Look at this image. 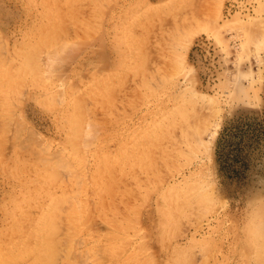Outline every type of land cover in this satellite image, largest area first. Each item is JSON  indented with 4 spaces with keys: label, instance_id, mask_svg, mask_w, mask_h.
I'll use <instances>...</instances> for the list:
<instances>
[{
    "label": "rangeland",
    "instance_id": "374dc122",
    "mask_svg": "<svg viewBox=\"0 0 264 264\" xmlns=\"http://www.w3.org/2000/svg\"><path fill=\"white\" fill-rule=\"evenodd\" d=\"M56 2L62 10L58 22L64 23L63 29L49 33L37 29L41 23L36 22L44 16L41 6L32 7L27 0H0V45L6 50L0 46V71L5 72L4 76L0 74V80L15 83L9 88L12 90L7 101L14 100L16 106L4 115L0 111V264L34 262L33 256L29 255L32 259L29 261L17 250L8 259L6 252L7 245L16 247L17 239L24 237L14 230L17 227L26 230V222L16 221L31 185L23 166L49 168L51 165L46 163H50L55 165L51 166L55 174L60 175L57 178L61 177L54 188L58 193L55 196L46 194L40 200L41 190L28 195L34 203L32 213H42L51 202L55 210L56 204V208L61 204L59 193L66 189L64 185H73L66 170L69 166L63 165L67 156L80 162L88 177L99 173L98 182L103 183L101 186L97 182L101 189H90L87 193L82 184L83 191L76 190L77 187L69 189L78 191L80 199L87 197L83 201H89L94 218L98 217L92 219L91 211L90 217L88 212L85 216L92 219L95 228L88 221L91 229L82 234L88 240L79 245L82 250L104 243L106 236L114 232L121 234L116 237L121 254H117L115 264H136L145 258L142 264H264V0ZM34 31L38 35H31ZM26 42L34 56L27 55L24 49L20 51L25 55H18L16 47ZM60 43L62 47L57 46ZM56 47V54L61 53L63 60L67 57L63 62L57 61L59 56L53 62L51 54ZM71 48L76 55L69 52ZM11 54H16L15 60L14 57L8 60ZM26 55L34 57L33 61H22ZM4 60L7 62L3 63ZM48 60L52 62L48 64ZM27 61L38 70L41 78H35L37 81L33 79L32 67L24 66ZM8 63L15 69L11 68L12 74L6 70ZM20 65L28 71L20 72L23 79H18L23 81L18 83L15 76ZM49 65H53L54 73L49 72L54 70ZM72 93H77V97ZM54 102H61L60 106L54 108ZM73 104L82 113L78 114L83 118L82 124L78 123ZM66 117L68 122L70 119L77 122V128L83 132V136L79 135L82 150H75L81 161L74 158L73 149L65 150L67 133L62 118ZM146 126L155 127L150 128L157 136L154 142L160 143L156 146L160 150L149 152L152 157L149 161L138 156L127 160L126 143L139 134L143 136ZM200 126L202 133L198 129V134L202 135L197 136ZM90 130L93 135L86 133ZM87 134L91 139L92 136L99 139L94 142L96 145L85 139ZM148 135L152 136L149 130L147 138ZM188 136L192 137L190 141ZM196 137L199 143L202 137L206 144L199 145ZM82 138L91 141L93 147L86 149L92 144L84 143ZM147 138L145 144L151 147L153 143ZM206 145L209 150L202 151L203 147L207 149ZM58 153L64 157L57 158ZM52 154L55 158L46 160ZM107 155L113 163L108 174L115 172V177L111 172L114 179L107 181L118 182L116 179L124 175L119 184L114 182V189V184H109L111 189L106 184L105 167L97 166ZM59 158L63 159L62 166L61 159L59 163L56 161ZM68 161L72 166V161ZM124 163L127 165L123 166ZM104 185L110 189L107 197L104 191L109 189ZM71 191L65 205L62 199L65 210L62 213L70 209ZM98 204L102 210H98ZM63 207H59L57 215L62 214ZM65 213L61 219L54 214L62 234L67 231ZM56 249L61 253L59 256L54 252L57 256L52 258V264H65L66 249L63 252L60 251L63 248ZM88 258L80 264H91Z\"/></svg>",
    "mask_w": 264,
    "mask_h": 264
},
{
    "label": "bare ground",
    "instance_id": "6f19581e",
    "mask_svg": "<svg viewBox=\"0 0 264 264\" xmlns=\"http://www.w3.org/2000/svg\"><path fill=\"white\" fill-rule=\"evenodd\" d=\"M28 1V3L32 6V7H35V6H41L42 8H43V11H44V16L42 17V20L40 21L39 20V22H36V23H41V25L37 28V29H43V30H46L47 32H51L52 30H54V29H57V28H61V29H63V26H61V25H63L64 23H60L61 22V20L58 22V20H59V18H60V16L62 15V10H61V8H60V6H59V3L58 2H56V1H54V2H47V0H27ZM60 19H62V17L60 18ZM63 21V20H62ZM35 22V21H34ZM31 35H33V36H36V35H38V33L36 32V31H34ZM59 35H60V33H59ZM0 46H2V48H4V45H0ZM57 46H61L62 47V44L60 43V44H58ZM1 48V47H0ZM17 49H18V51H20L21 49L23 50L24 49V51H26V52H28V54L27 55H33L34 56V52L31 50V46H30V44L28 43V42H26L24 45H22L21 47H16ZM15 48V49H16ZM7 49V48H6ZM14 49V48H13ZM12 49V50H13ZM4 50H5V48H4ZM9 49H7V51H8ZM74 49H72L71 48V50H69V52L71 53L72 51H73ZM6 51V50H5ZM14 51V50H13ZM17 51V53L16 54H18L19 52ZM52 51H56V52H54V53H52L51 54V57L53 58V62H55V58H58V56H59V59H57V61L59 60V61H61V62H63L64 60H66L67 59V57H64V60H63V57L61 58L60 56V54H56L57 53V47L55 48V49H52ZM11 52V51H10ZM9 52V53H10ZM16 52V51H15ZM15 52H13V53H15ZM64 52V53H63ZM62 53L63 54H65V51H63ZM75 52H76V50H75ZM23 53V52H22ZM21 53V51H20V53L18 54L19 56L22 54ZM70 53L68 54L67 52H66V54H68V55H70ZM74 52H72V54H73ZM1 54H3V53H1ZM16 54H11V55H9V59H8V57H5V58H7L8 60H11ZM24 54V53H23ZM63 54H62V56H63ZM75 54V53H74ZM74 54H73V56H74ZM77 54V53H76ZM75 54V55H76ZM17 55V56H18ZM25 55V54H24ZM26 55V57L27 58H29V59H27V58H24L22 61H26V60H31V61H33V59H34V57H28ZM66 56V55H65ZM72 56V55H71ZM3 57V56H2ZM61 58V59H60ZM66 58V59H65ZM55 59V60H54ZM14 60H15V57H14ZM31 61H27L26 62V65H24V66H27V68H29V69H31V67L32 66H30L29 65V62H31ZM50 60H48V64L50 63V62H52V61H50ZM56 61V62H57ZM5 62H7V60L5 61H3V63H5ZM12 62V61H11ZM10 62V63H11ZM27 63H28V65H29V67H28V65H27ZM32 63V62H31ZM9 64V63H8ZM12 64V66H13V68H14V64L13 63H11ZM11 64H9V67H8V65L6 66L7 68H6V70H8L9 72L10 71H12V67H11ZM52 64V63H51ZM3 65H5V64H3ZM54 65V64H53ZM53 65L51 66V65H49L52 69H54L53 68ZM21 66V65H20ZM20 66L18 67L19 69L17 70L18 71V73H17V75L15 76V78H17V80H19L18 78H22L21 77V71H23V72H25V74L27 73V71H28V69L27 68H25L24 67V69L26 70V71H24L23 70V67L21 66V68H20ZM143 66V65H142ZM12 68V69H11ZM51 68H49V70L51 69ZM1 69V68H0ZM3 69V68H2ZM11 69V70H10ZM14 71H15V69H13ZM140 70H143V69H140L139 68V71ZM32 74L34 75V80L35 81H37L38 80V77H39V74L37 73L38 72V70L37 69H35V67H32ZM54 71H56L55 69L54 70H50L49 72L50 73H54ZM1 72V71H0ZM9 72H6V74L7 75H9L10 73ZM13 72V71H12ZM146 72V71H145ZM145 72H143L144 73V75L145 76H147L146 74H145ZM3 73H5V72H1L0 74H3ZM19 73H20V75H19ZM31 72H29V74H30ZM38 75H37V74ZM5 74V75H6ZM12 74V73H11ZM23 75H24V73H23ZM31 75V74H30ZM32 75V76H33ZM3 76H4V74H3ZM26 76H28V75H26ZM14 78V79H15ZM37 80H36V79ZM39 78H41V76L39 77ZM149 78V77H148ZM13 79V78H12ZM12 79H8V80H12ZM23 79V78H22ZM16 80V82H18V83H21L22 81H17ZM24 81H26V80H24ZM72 81H74V80H72ZM75 82V81H74ZM9 83V82H8ZM70 83H72V82H70ZM69 83V84H70ZM15 84V83H14ZM14 84L13 83H9V84H7V83H5V81H3V80H0V111H1V113L4 115V114H7V112H9L10 111V109L12 108V107H16L15 106V102H14V100L10 103V101H7V97H8V94H10V93H8L9 92V90H12V89H9V88H12L13 86H14ZM73 84H75V83H73ZM75 86H76V84H75ZM63 87H65V86H63ZM63 87H61V88H63ZM61 88H59L60 90H58V91H61ZM75 88V87H74ZM74 88H71L72 90H74ZM112 88V87H111ZM53 89V88H52ZM56 89V88H55ZM64 89V88H63ZM62 89V90H63ZM18 90H20V89H18ZM77 90V89H76ZM53 91H55L54 89H53ZM57 91V90H56ZM62 92V91H61ZM63 92H64V90H63ZM68 93L70 92V91H67ZM74 92H75V90H74ZM73 92V93H74ZM54 93V92H53ZM58 93V92H57ZM56 93V94H57ZM72 93V94H73ZM62 95L64 94V93H61ZM77 93H75V95H76ZM74 95V94H73ZM74 95V97H77V95L75 96ZM54 96H55V94H54ZM58 96H61L60 95V92L58 93ZM64 97V96H63ZM192 97V96H191ZM197 97V96H196ZM14 98H15V96H14ZM61 98H62V96H61ZM61 98H59L58 100L60 101L61 100ZM192 98H194V97H192ZM13 99V98H12ZM54 99L55 100H53V98H52V100L53 101H55L56 102V100H57V98H55L54 97ZM75 98H72V100H74ZM63 101H65L64 100V98L62 99ZM68 100H70V99H68ZM79 100L81 101L82 99L79 97ZM46 101V100H45ZM76 101H77V99H76ZM54 102V108H56L55 106L56 105H58V107L60 106L59 105V103H61V102H59V103H55ZM10 103V106H8V104ZM18 103V101H17V99H16V104ZM53 103V102H52ZM63 103V102H62ZM74 103V102H73ZM82 103V102H81ZM80 102H79V105H81V108H82V104H81ZM214 103V102H213ZM76 104V103H75ZM52 105V104H51ZM72 105V104H71ZM53 106V105H52ZM73 106L75 107V105L73 104ZM11 107V108H10ZM73 107V108H74ZM75 108H77V107H75ZM83 109V108H82ZM74 110V109H73ZM77 110H78V108L75 110V112H77ZM84 110V109H83ZM83 112V111H82ZM80 113V112H79ZM78 112L75 114V115H77L76 117H79V121H78V123L79 124H82V123H80V122H83V118L81 117V116H79L78 114H79ZM74 114V113H73ZM80 114H82V113H80ZM84 114V113H83ZM74 115V116H75ZM87 115V114H86ZM76 117H75V120H76ZM84 117V116H83ZM82 119V120H81ZM77 121V120H76ZM23 122V121H22ZM62 123H63V127H64V129L66 130V133H67V141H66V147H65V150H66V152H67V150H69V151H71L70 149H73L72 151H71V153H75L74 154V158H76V160H80L81 161V156L79 155V153L78 152H80V150H82V149H80L79 147L81 146V143H80V136L79 135H82L81 133H83L79 128H77V122L75 123L74 122V120L73 119H70V122H68V118L66 117V118H62ZM199 124H202V123H199ZM189 127H190V125H188ZM199 126V125H198ZM150 127H152V129H154L155 130V127L154 126H150ZM148 128V126H146L145 127V130H144V134H143V136H141V134H139L138 136L139 137H137V138H134L132 141H128L126 144V150H125V156L126 157H128V159L127 160H130L129 158H135V157H140V158H142V160L143 159H145V158H148V161H149V159L150 160H152V157L150 158V155L148 154L149 152H150V154H152V153H154V152H157V150L159 151L160 149H159V147L158 148H156V146L158 145V144H160V143H158L157 145H155V142L154 141H156V139H157V136H155V135H153V131H151V128ZM90 128V127H89ZM198 129H200L199 130V132L200 133H202V131H201V126L200 127H198L197 128V136L199 135H202V134H198ZM78 130H80V131H78ZM147 130H149L150 131V133L152 134V136H149L148 135V137L149 138H147ZM87 131V130H86ZM85 131V132H86ZM94 131V129L92 130V132ZM79 132H80V134H79ZM84 132V133H85ZM91 132V130L89 131V132H86V133H88V134H92L93 135V133H95V132H93L92 133ZM88 134H87V138H86V136H85V139H88V140H93L92 142H93V144H94V142L95 141H97V139L95 138V137H93L92 136V139L90 138L91 136L89 135L88 136ZM83 136V135H82ZM94 136H96V134H94ZM141 136V137H140ZM97 137V136H96ZM1 138V137H0ZM3 138V137H2ZM90 138V139H89ZM146 138L150 141L151 140V142L153 143V144H151L152 146H153V150L154 151H152V146L150 147L149 146V144H145V141H146ZM189 138V141H190V138H192V137H190V136H188L187 137V139ZM201 139H202V137H200ZM83 140V138H82V141H85L84 143H86L88 140ZM186 139V138H185ZM196 139H198V140H196V142L197 143H199V138H197L196 137ZM200 139V141H201V143H199V145H205L206 144V142H205V144H204V142H203V140H201ZM147 140V141H148ZM36 141V140H35ZM91 141L89 142L88 141V143L90 144L91 143ZM98 141H99V139H98ZM38 142V141H37ZM158 142V141H157ZM203 142V143H202ZM83 144V143H82ZM87 144V143H86ZM92 144V143H91ZM93 144L92 145H86V146H89V147H83V150H86V149H90V147L92 146L93 147ZM207 144H209L208 142H207ZM69 145V147H67ZM84 145V144H83ZM94 145H96V144H94ZM4 146V145H3ZM2 146V147H3ZM192 146H193V144H192ZM207 146V149L205 148V147H203L204 148V150H202V151H205L206 152V150H209V145H206ZM1 147V148H2ZM48 147V146H47ZM46 147V148H47ZM149 148V150L150 151H148V148ZM200 147V146H199ZM78 148V149H77ZM86 148V149H85ZM162 148H164V147H162ZM201 148V147H200ZM78 150V152H76L75 150ZM197 149V148H196ZM202 149V148H201ZM64 150V151H65ZM45 151H46V149H45ZM57 152H59V150L57 149L56 150ZM64 151H60V152H64ZM137 151H139V152H137ZM85 152V151H84ZM108 152V151H107ZM208 152V151H207ZM46 153V152H45ZM158 153V152H157ZM49 154H50V151H49ZM107 154V153H106ZM114 154V153H113ZM165 154V153H164ZM84 155L86 156L87 155V152H85L84 153ZM52 156V158H46V160H52V159H54L55 157H53V154L51 155ZM56 156V155H55ZM58 156H60V154L58 153V155H57V158H58ZM83 156V155H82ZM148 156V157H147ZM60 157H64V156H60ZM68 157V156H67ZM67 157L66 158H63V159H65V160H63L62 158H59V160L57 159L56 161L59 163V161H60V159H61V161H60V164H61V162H62V160H63V165H65L66 167H67V164H68V166H69V168L71 167L72 169H66V170H69L68 172H69V175H70V179H71V181L73 182V185H69V184H65L64 182H65V180H64V182L62 183V185L63 184H65L64 186H65V190L63 189L62 191H63V193L62 194H60L59 193V198L61 199V201H60V199L58 198V196L56 195V200H57V202L58 201H60L59 203H61V204H59V206L56 208V206H57V204H56V206H55V210H54V208H53V202H51L50 204H49V207H48V209H46L45 211H43L42 213H32V211H31V209L34 207V206H32V204H34V203H32V202H30V196H28V195H30V194H35L36 192H38V191H40L41 190V192H40V200L42 199V197L44 196V195H46V194H53L54 196H55V194H58V193H55L54 192V188L56 187V185L58 184V183H60L59 181H58V179L59 178H61V177H59L60 175H59V173L57 172V170H56V173H58V174H55V172H54V167L52 168L51 166H55V165H52V164H50V163H46V164H49V165H51L49 168H43L42 167V165H41V168H39V167H37V166H35L34 164H25L24 166H23V168H24V170H26L27 172H28V175H27V183H31V185H28V193H27V196H25V197H23V199H22V204H23V206L19 209V211H18V219H16V221L18 220V221H20V222H26L27 224H26V230H24V229H22L21 227H17L15 230H14V232L16 233V234H19V235H23L24 237L23 238H18L17 239V241H16V247H11V245L9 246V245H7V248H6V252H9V255L7 256V258L8 259H10V258H12V252H14V251H16L17 253H20L22 256H27V260L29 259L28 257H29V255L30 256H33L34 257V259H33V263H31V264H52V262L54 261L53 259L55 258L54 256H57V255H59L60 256V254L59 253H61V252H59L58 253V249H56V248H63V249H60V251H62L63 252V250L64 249H66V252H64V254L66 253V255H65V264H80V261L81 260H83L84 258H90V260H92V263L93 264H115V263H117V261H118V259H117V257L116 256H118L117 254H121L119 251H118V249L120 250V245L118 244V243H120V242H116L117 240H116V237L117 238H119L120 237V235H115V233L114 232H111V233H109L106 237H107V240L104 242V243H97V244H94V245H92V246H90V247H85L83 250L79 247V245L81 246V244H86L87 243V241L88 240H86L87 238L86 237H82L83 235L82 234H85V233H89V229H91L92 227H94L95 228V224L93 225L92 224V221H90V220H92L94 217H95V214L93 213V211L92 210H90L91 208V205H89V201L87 202L86 200H84L83 201V199L85 198V199H87V197H83V199H80L78 196H77V192L78 191H76L78 188H80V185L82 184L83 185V187H84V190H85V192L87 193V190H90V189H95V188H99V189H101V187L99 186H97V182H98V176H99V173H97V172H95V173H93L92 175H91V178L90 177H88V173L86 174L85 173V171L83 172L82 171V164L80 163V162H77L76 160V162H73V160H72V157L71 156H69L68 157V160H70V161H72V163H71V165L72 166H70L69 164V161L67 160ZM88 157V156H87ZM114 157V156H113ZM157 157H158V155H157ZM88 159V158H87ZM154 159H155V157H154ZM157 160H158V158H157ZM113 161V160H112ZM144 161V160H143ZM143 161H142V163H143ZM35 162V161H34ZM85 162V161H84ZM87 162V161H86ZM138 162V161H137ZM153 162H154V160H153ZM65 163V164H64ZM117 163V162H116ZM140 163V165H142L141 164V162H139ZM145 163V162H144ZM158 163V162H157ZM112 162L110 161V159H109V156L107 155V156H105L104 157V159H102L99 163H98V168L101 166H104L105 167V169L107 170V172H106V174H108V172H109V168H110V166L112 167ZM146 165H147V162L145 163ZM149 164V163H148ZM115 165V164H114ZM119 165H120V163H119ZM125 165H127V164H125L124 163V165L123 166H125ZM153 165V164H152ZM151 165V166H152ZM61 166H62V164H61ZM64 166V167H65ZM154 166V165H153ZM152 166V170L154 169V167L155 168H158V167H156V166H154L153 167ZM157 166H158V164H157ZM170 166V165H169ZM65 167V168H66ZM86 167V166H85ZM56 168V167H55ZM120 168H122V167H120ZM145 168H147V167H145ZM150 168V167H149ZM86 169V168H85ZM101 169V168H100ZM104 169V168H103ZM116 169H117V167H116ZM115 168L114 169H112L111 168V170H116ZM124 169V168H123ZM135 168H133L132 170H134ZM148 169V168H147ZM131 170V171H132ZM137 168H136V171L135 172H137ZM143 170H144V168H143ZM155 170V169H154ZM158 170V169H157ZM92 171V170H91ZM128 170H126V172H127ZM149 172H150V170H148ZM86 172H88L87 170H86ZM99 172H100V170H99ZM102 172V171H101ZM100 172V173H101ZM112 173H113V176L115 177V175H114V173L115 172H113V171H111ZM111 172H110V175L108 174V176L106 177V175H101V176H104V177H106L105 179H106V181L108 180V178H111V179H114V178H112V176H111ZM120 172V171H119ZM118 172V173H119ZM124 172V171H123ZM125 172V173H126ZM128 172H130V171H128ZM134 172V173H135ZM139 173L140 172H138L136 175H138L139 176ZM151 173V172H150ZM55 174V175H54ZM210 174V173H209ZM57 175H59L58 176V178H57ZM121 175V174H120ZM109 176H111V177H109ZM117 176H118V174H117ZM135 176V175H134ZM142 175H140V177H141ZM120 177V176H119ZM119 177L116 179L118 182H119V180H121V179H123V177H124V175H123V177H121V179H119ZM125 177H126V175H125ZM63 178V177H62ZM102 177H100V179H101ZM142 178V177H141ZM211 178V176L209 177V179ZM63 179H65V178H63ZM62 179V180H63ZM139 179V178H138ZM208 179V180H209ZM152 180H154V179H152ZM100 181V180H99ZM108 182V181H107ZM114 182H116V181H113V183H112V181H111V183H106L107 185H108V187L110 188V186H112V184H114V186H112L113 187V189H114V187H115V184L116 183H118V182H116V183H114ZM139 182H141V181H139ZM154 182H155V180H154ZM207 182V181H206ZM99 183V182H98ZM104 183H105V181H104ZM101 184H103V183H101ZM100 183H99V185H101ZM105 184V185H106ZM109 184H110V186H109ZM119 184V183H118ZM142 184V183H141ZM61 185V186H62ZM104 185V187L106 188V186ZM213 186V183L211 182L210 183V186ZM60 186V185H59ZM102 186V185H101ZM210 186H209V188H210ZM212 186H211V188H212ZM77 187V188H76ZM104 187H102V188H104ZM106 188V189H109V188ZM118 188H120V186H117ZM70 188H76V190H74V191H71V190H69ZM206 189L208 188V187H205ZM111 189V188H110ZM110 189L107 191H104V193H106V197H107V195H108V193L110 192ZM213 189V188H212ZM80 190L81 191H83L81 188H80ZM116 190V189H115ZM111 191L112 193L109 195L110 196V200L112 199L111 197L113 196L112 194L114 193L115 194V192L116 191ZM122 189H120V190H118V191H121ZM202 190V189H201ZM68 191H71L72 193H73V196H71L72 198V200L70 201V203H71V206H70V209L68 210V211H66L67 213H65V212H63V213H65L64 215V220H66V223H67V231L65 232V233H61L60 232V229H59V226H58V219L56 220V221H54V217H56V216H54V214H56L57 215V212L56 211H58L59 210V207L61 206V207H63L62 206V204L64 203V205L66 204V202H68L67 201V199L69 198L68 196ZM214 190H212L211 192H213ZM75 192V193H74ZM84 192V193H85ZM126 192V191H125ZM215 192V191H214ZM71 193V194H72ZM103 193V194H104ZM122 193H124V192H122ZM143 193V192H142ZM120 194V193H119ZM118 194V195H119ZM205 194H207V192L205 193ZM52 195V196H53ZM89 195V194H88ZM100 196H103L104 198H105V196L104 195H102V194H99ZM125 195V194H124ZM116 196V195H115ZM126 196V195H125ZM135 196V195H134ZM197 196V195H196ZM209 196H211V195H209ZM117 197V196H116ZM115 197V198H116ZM119 197V196H118ZM32 198H34V195L32 196ZM114 198V199H115ZM122 198V197H121ZM130 198V197H129ZM59 199V200H58ZM62 199H65V200H63L64 202L62 203ZM70 199V198H69ZM107 199V198H106ZM109 199V198H108ZM116 199H118V198H116ZM53 201L55 200V198L54 199H52ZM124 201H125V198L123 199ZM123 200L121 199V202H122V204H123ZM103 201V205L105 204V201H104V199L102 200ZM101 201V202H102ZM116 201V200H115ZM30 202V203H29ZM56 202V203H57ZM107 202V201H106ZM111 202H113V200L111 201ZM98 203H99V201H98ZM108 203H109V201H108ZM114 203V202H113ZM117 203V202H116ZM119 203V202H118ZM110 204V203H109ZM101 205H102V203H101ZM160 205V204H159ZM96 206V205H95ZM104 206H106V205H104ZM116 206V205H115ZM108 207V206H107ZM106 207V208H107ZM120 208V207H119ZM129 209V208H128ZM96 210V209H95ZM98 210H102V207H100V204H98ZM111 210V209H110ZM121 210V209H120ZM61 211H65L64 210V207L63 208H61V210H60V212ZM89 211H91L92 213H93V217H92V219H88V217H90L91 216V212H89ZM122 211V210H121ZM39 212V211H38ZM59 212V211H58ZM87 212L89 213V215L87 214ZM62 213V212H61ZM62 213V214H63ZM100 213V212H99ZM122 213V212H121ZM131 213V212H130ZM60 213H58V215H57V217H60L59 219H61L63 216H62V214H60ZM86 214L88 215V217L86 218L85 216H86ZM123 214V213H122ZM98 215V214H97ZM98 216H100V215H98ZM103 218H104V216H102ZM86 218V219H85ZM97 219H98V217H96ZM96 218H94V220H97ZM99 218H101V217H99ZM88 219V220H87ZM86 220V221H85ZM178 220H180V219H178ZM91 222V228L89 227V225H87V224H89V222ZM181 221H183V220H181ZM88 222V223H87ZM110 222V221H109ZM112 225V224H111ZM115 226V225H114ZM89 227V228H88ZM174 227V226H173ZM118 229V228H117ZM59 230V231H58ZM59 232V235L56 233V232ZM177 231V230H176ZM98 233V232H97ZM130 233V232H129ZM57 234V235H56ZM57 236V238H56V236ZM103 235V234H102ZM125 236V235H124ZM100 237H102V236H100ZM170 237V236H169ZM174 237H177V234L176 233H174ZM102 239V238H101ZM171 239V238H170ZM143 240V239H142ZM141 240V241H142ZM168 240V239H167ZM171 241V240H170ZM166 242L167 241H164V243L166 244ZM170 243V242H169ZM14 244V243H13ZM143 244V243H142ZM149 243H147V244H145L144 243V245H148ZM136 246V245H135ZM134 246V247H135ZM138 246V245H137ZM125 247V246H124ZM150 247V246H149ZM126 248H129V247H126ZM137 249H139V248H137ZM136 249V250H137ZM147 249H150L149 251H151V248H147ZM176 249H177V247H176ZM179 249V248H178ZM181 249V248H180ZM57 252V255L55 254V255H53L54 254V252ZM65 251V250H64ZM122 251V250H121ZM139 252L138 253H140L141 252V250H138ZM143 251V250H142ZM176 251V250H175ZM134 252V251H133ZM146 252H148V250L146 251ZM182 253V252H181ZM1 254V253H0ZM63 254V253H62ZM145 254V253H144ZM173 254H175L174 252H173ZM13 255L15 256V254L13 253ZM188 255V254H187ZM2 256V255H1ZM143 256V255H142ZM173 256V255H172ZM54 257V258H53ZM126 257V256H125ZM124 257V258H125ZM133 257V256H132ZM149 257V256H148ZM151 257V256H150ZM149 257V258H150ZM186 257V256H185ZM188 257V256H187ZM245 257H247V256H245ZM22 257H20V259H21ZM53 258V259H52ZM88 258V259H89ZM123 258V259H124ZM135 258V257H134ZM145 258V257H144ZM18 259V258H17ZM56 259V258H55ZM86 259H84L83 261H88V260H86ZM143 259V258H142ZM171 259H172V257H171ZM21 260H26V259H21ZM26 260V261H27ZM30 260H32L31 259V257H30V259H29V261ZM53 260V261H52ZM128 260V259H127ZM187 260H189V259H187ZM0 261H1V259H0ZM132 261H134V260H132ZM144 262L146 261V258L143 260ZM142 261V262H143ZM150 261V260H149ZM157 261V260H156ZM155 261V262H156ZM91 262V261H90ZM129 262H130V259H129ZM137 262H139V260L137 261ZM137 262H136V264H137ZM142 262H139V263H141L142 264ZM158 262V261H157ZM189 262H190V260H189ZM4 263H6V261L4 262ZM91 263V264H92ZM122 263V262H121ZM170 263V262H169ZM131 264H132V262H131ZM146 264H147V262H146ZM154 264H156V263H154ZM170 264H172V263H170ZM173 264H174V262H173ZM182 264V263H181ZM184 264V263H183ZM186 264V263H185ZM188 264V263H187Z\"/></svg>",
    "mask_w": 264,
    "mask_h": 264
}]
</instances>
